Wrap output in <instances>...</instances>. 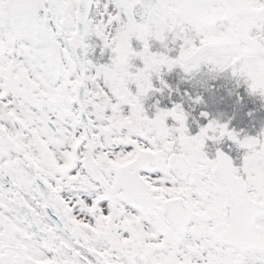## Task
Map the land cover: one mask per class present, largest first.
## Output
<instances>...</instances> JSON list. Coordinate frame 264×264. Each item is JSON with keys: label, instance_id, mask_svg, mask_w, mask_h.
I'll return each instance as SVG.
<instances>
[{"label": "snow or ice", "instance_id": "obj_1", "mask_svg": "<svg viewBox=\"0 0 264 264\" xmlns=\"http://www.w3.org/2000/svg\"><path fill=\"white\" fill-rule=\"evenodd\" d=\"M176 72L264 102V0H0V264H264V126Z\"/></svg>", "mask_w": 264, "mask_h": 264}, {"label": "trees", "instance_id": "obj_2", "mask_svg": "<svg viewBox=\"0 0 264 264\" xmlns=\"http://www.w3.org/2000/svg\"><path fill=\"white\" fill-rule=\"evenodd\" d=\"M168 82L173 88L180 87L181 92L187 90L193 95L200 94L205 98V104L194 106L196 108L193 116L199 118L200 111H208L214 117L220 118L226 122L231 119V126L238 131L243 129L250 134H255L262 126H264V115L262 113V101L257 98L249 97L243 88L237 89L234 82L226 77H221L216 81H208L207 88L181 83V73L176 72L167 77ZM204 79H207L206 77ZM233 93L230 95L229 93ZM243 97V102L239 103L236 93ZM172 99L179 102L180 95H173ZM163 104L171 106L167 99L163 100ZM188 108V104L185 105ZM191 110V109H189ZM253 112L254 115L249 117L248 113ZM235 126H234V125ZM195 131V128L193 129Z\"/></svg>", "mask_w": 264, "mask_h": 264}, {"label": "rangeland", "instance_id": "obj_3", "mask_svg": "<svg viewBox=\"0 0 264 264\" xmlns=\"http://www.w3.org/2000/svg\"><path fill=\"white\" fill-rule=\"evenodd\" d=\"M264 111V110H263ZM234 125V124H233ZM235 126V125H234Z\"/></svg>", "mask_w": 264, "mask_h": 264}]
</instances>
